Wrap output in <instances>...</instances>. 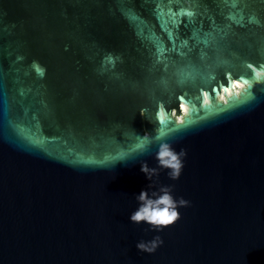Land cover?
<instances>
[{
  "label": "water",
  "instance_id": "95a60500",
  "mask_svg": "<svg viewBox=\"0 0 264 264\" xmlns=\"http://www.w3.org/2000/svg\"><path fill=\"white\" fill-rule=\"evenodd\" d=\"M156 4L0 0V264H264V0H183L196 23L167 25L174 41ZM161 107L186 152L176 180L140 171ZM165 185L188 201L179 219L131 223L135 195Z\"/></svg>",
  "mask_w": 264,
  "mask_h": 264
},
{
  "label": "clouds",
  "instance_id": "9594fccd",
  "mask_svg": "<svg viewBox=\"0 0 264 264\" xmlns=\"http://www.w3.org/2000/svg\"><path fill=\"white\" fill-rule=\"evenodd\" d=\"M145 115L144 110H141V116ZM175 119V114L173 113ZM177 126L183 124V119H176ZM157 132L159 130L157 129ZM146 142L139 150L141 154L147 150L150 140L146 135L143 137ZM159 142L158 149L155 152L156 167H150L147 161L141 163L140 171L144 173L148 180H151L153 175L157 174L161 169L166 170L169 177L173 180L179 179L183 166L186 152L182 149L177 152L173 146L165 139L157 135ZM137 207L130 213L129 221L136 225H146L150 231L160 232L170 225L174 224L180 216L178 205L184 206L188 203L183 197L177 200L172 192V186L165 185L159 188L158 191L150 190L146 187L140 190L135 195ZM161 237L154 236L150 240L141 239L136 243V248L139 251L152 253L162 244Z\"/></svg>",
  "mask_w": 264,
  "mask_h": 264
},
{
  "label": "snow or ice",
  "instance_id": "6c2138e0",
  "mask_svg": "<svg viewBox=\"0 0 264 264\" xmlns=\"http://www.w3.org/2000/svg\"><path fill=\"white\" fill-rule=\"evenodd\" d=\"M190 2H195V0H190ZM223 2L227 5H230L233 8H236L240 3L241 0H223ZM183 0H157L156 9H157V16L161 19L162 26L165 27V30L169 31V37L173 41L175 40V35L171 30L167 28V25L171 24L174 26L175 29H179L180 25L184 23L183 19L184 17H187V23L188 24H195L196 23V16L197 13L193 9L185 8L183 6L179 7L178 10L174 9L172 6L175 4H182ZM166 9V11H165ZM229 19L235 21L236 23H242L243 21V15L237 18L236 14L230 13ZM250 19L254 20L255 17H250ZM196 35V33H194ZM153 38H155V34L153 33ZM182 43L186 46L188 44L187 40L182 41ZM207 43V41H205ZM173 48H175V44H173ZM167 51L166 47H162L160 44H157V53H158V59L159 60H167L168 57L164 55V53ZM109 62H111V57L108 58ZM167 63H165V68H167ZM249 68H253L251 64L248 65ZM36 70L38 72H42V69H40L38 66H36ZM231 74H229L230 77ZM261 78H264V66L261 67L260 70L254 69V79L260 80ZM244 83H248L249 87L251 86V81H246L245 76L241 75L238 77L237 80L232 81L233 86L243 85ZM246 95H250V93H246ZM204 104H208V97L210 96L209 92H204ZM229 96L231 97V92L229 91ZM179 100L183 101L184 96L179 97ZM181 107H184V105H181ZM219 110V109H217ZM185 111L187 112V108H185ZM159 117V124H160V137L166 138V131L167 132H173L175 131V126L170 125V121L166 122L164 110L161 107V110L157 113ZM184 123V121H183ZM157 139V137H156ZM145 141L143 140V137L140 138L139 142L135 144V147L133 151L140 150L144 145ZM119 155H125V153H120Z\"/></svg>",
  "mask_w": 264,
  "mask_h": 264
},
{
  "label": "rangeland",
  "instance_id": "374dc122",
  "mask_svg": "<svg viewBox=\"0 0 264 264\" xmlns=\"http://www.w3.org/2000/svg\"><path fill=\"white\" fill-rule=\"evenodd\" d=\"M175 114V117H177V119H180V116H177V114L175 112H173ZM173 113H172V116H173Z\"/></svg>",
  "mask_w": 264,
  "mask_h": 264
},
{
  "label": "flooded vegetation",
  "instance_id": "af4514ba",
  "mask_svg": "<svg viewBox=\"0 0 264 264\" xmlns=\"http://www.w3.org/2000/svg\"><path fill=\"white\" fill-rule=\"evenodd\" d=\"M183 115H184V112L182 113V116H180V118H182V117H183ZM175 119H177V117H175Z\"/></svg>",
  "mask_w": 264,
  "mask_h": 264
}]
</instances>
